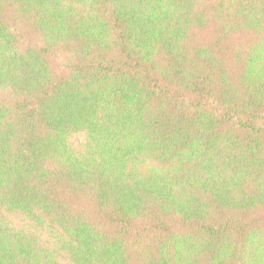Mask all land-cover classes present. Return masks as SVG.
I'll return each mask as SVG.
<instances>
[{
  "label": "trees",
  "instance_id": "16d2710c",
  "mask_svg": "<svg viewBox=\"0 0 264 264\" xmlns=\"http://www.w3.org/2000/svg\"><path fill=\"white\" fill-rule=\"evenodd\" d=\"M0 264H264V0H0Z\"/></svg>",
  "mask_w": 264,
  "mask_h": 264
}]
</instances>
